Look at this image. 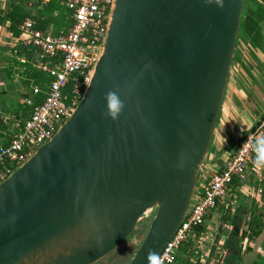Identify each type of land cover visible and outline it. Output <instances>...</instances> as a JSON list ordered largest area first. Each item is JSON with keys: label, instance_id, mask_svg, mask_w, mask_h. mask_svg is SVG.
Masks as SVG:
<instances>
[{"label": "water", "instance_id": "obj_1", "mask_svg": "<svg viewBox=\"0 0 264 264\" xmlns=\"http://www.w3.org/2000/svg\"><path fill=\"white\" fill-rule=\"evenodd\" d=\"M244 3L113 0L73 114L0 183V264H97L144 223L128 264L161 253L208 163Z\"/></svg>", "mask_w": 264, "mask_h": 264}, {"label": "crops", "instance_id": "obj_2", "mask_svg": "<svg viewBox=\"0 0 264 264\" xmlns=\"http://www.w3.org/2000/svg\"><path fill=\"white\" fill-rule=\"evenodd\" d=\"M63 9L67 10L66 14L62 12ZM26 19L35 21L36 28L52 36L65 34L73 24L72 13L57 0H0V146L8 145L9 141L22 131L33 106L40 104L36 103L37 99L46 95L51 79L47 72L39 68V64H57L52 59L51 63H48L45 61L46 57L34 48L22 47L18 43L21 38L20 25ZM16 32L18 36H15ZM35 88L39 90L38 93L33 92ZM27 101H31V104ZM263 117L264 23L259 43L253 44L245 37L238 39L211 142L213 147L209 149L208 160L211 162L206 168L211 172L220 171L242 137ZM254 157L255 154L244 175L243 181L248 184H254L256 179H264V169L258 170L253 165ZM214 162L216 165L212 167L210 164ZM233 183L228 187V197L220 200L207 218L202 226L203 231L195 233L196 235L180 250L179 257H184L183 262L185 253L190 254V250L196 249L199 259L202 256L201 264H219V259L214 260L212 252L214 249L219 253L223 251V244L236 223H231V220L234 218L232 213L237 210L234 192L239 186V181L235 180ZM259 190L262 188H257L256 191ZM240 194L255 199L260 205L258 209H254V203L251 206L249 201L248 210L246 208L241 218L238 221L236 219L241 232L247 235L240 259L235 264H254L259 255H264V198H259L261 194H251L249 185L247 188H241ZM251 198L249 199L252 200ZM253 224L256 225L257 235L251 233L250 226ZM211 233L215 234V237L210 238L208 234ZM251 235L253 237H250ZM189 258V262L194 259ZM178 262L179 259L176 264Z\"/></svg>", "mask_w": 264, "mask_h": 264}, {"label": "built area", "instance_id": "obj_3", "mask_svg": "<svg viewBox=\"0 0 264 264\" xmlns=\"http://www.w3.org/2000/svg\"><path fill=\"white\" fill-rule=\"evenodd\" d=\"M71 13L73 24L65 34L52 36L38 28L35 21L20 25L19 44L32 47L42 56L56 61L54 66L39 64L51 81L43 101L33 106L23 129L8 145L0 146V183L23 165L39 147L47 143L71 117L90 82L94 65L104 43L113 0H57ZM38 93V89L33 90ZM31 104V101H27ZM264 135V117L239 142L221 170L205 168L196 196L181 225L160 253L162 264H176L184 244L205 225L220 200L227 197L234 180H244L255 154L251 144ZM264 194V190H259ZM202 259V256H200Z\"/></svg>", "mask_w": 264, "mask_h": 264}, {"label": "rangeland", "instance_id": "obj_4", "mask_svg": "<svg viewBox=\"0 0 264 264\" xmlns=\"http://www.w3.org/2000/svg\"><path fill=\"white\" fill-rule=\"evenodd\" d=\"M63 13H67V10L66 9H63L62 10ZM264 18V17H263ZM263 23H264V20H263ZM239 37H240V34H239ZM237 46V45H236ZM45 61H47L48 63H51V60L46 58ZM213 147V143L211 145L210 148ZM209 161L208 160V163L206 165L209 164ZM212 167L216 165V162L210 164ZM255 183H247V182H244V181H241L239 182V186L236 188V191L234 192V197L236 196V199H235V207H236V211H234V213H232V220H231V223L234 222L236 219L237 221L241 218V215H242V212L244 210H248L249 208V203L250 205L252 206V203L253 204V208L256 207L257 209L259 208V205L257 204L256 200L255 199H252L251 197H245L243 196L241 193V188L245 187L247 188V186L249 185V189L251 191V194L254 193L255 195L259 194L256 190L257 188H262V191L264 190V179H256L254 180ZM202 183V180L200 179L199 180V184L198 186H200ZM228 195V193H227ZM228 197V196H227ZM264 198V194L262 193L259 198ZM249 198H251L252 200H250ZM250 201V202H249ZM263 202V200H262ZM255 209V208H254ZM253 209V211H254ZM251 210V209H249ZM236 212V213H235ZM236 221V222H237ZM148 227V223H144L142 224L141 226L138 227L137 230H135L115 251H113L112 253H110L106 258L102 259L101 261H99L97 264H128L133 256V254L135 253L136 249L139 247V244H140V241L142 239V237L144 236L145 234V231ZM208 236H210V238L212 237H215V234H208ZM242 243V247H243V243H244V240ZM215 246V245H214ZM215 248V247H213ZM221 248H222V245H221ZM198 251L196 249H194L192 251V254L190 255V258H194L191 260L190 263H188V261L185 259L184 262H183V259L184 257L183 256H180L179 257V262L178 264H201L200 263V259H199V255L197 254ZM218 251H216V249H214V251L212 252V257H214L216 260L218 258ZM238 253L235 254V257H238ZM208 256L206 257V262L208 263ZM232 260L231 258H228V262L230 263ZM254 264H264V255H259L256 262H254Z\"/></svg>", "mask_w": 264, "mask_h": 264}, {"label": "trees", "instance_id": "obj_5", "mask_svg": "<svg viewBox=\"0 0 264 264\" xmlns=\"http://www.w3.org/2000/svg\"><path fill=\"white\" fill-rule=\"evenodd\" d=\"M263 17H264V0H245L241 23L239 27L240 37L238 36V39L245 37L249 39L253 44L259 43L261 41V29L264 20ZM18 35H19L18 32H16L15 36ZM43 99H44L43 97H40L39 99H37L36 103H41ZM245 135L242 137V139L245 137ZM235 222L236 220L234 221V223ZM235 228L240 229L239 224H237V222L235 223V226L230 231L227 239L223 244L222 254L219 253L218 255L219 264H235L237 260L240 259V253L242 250L241 242H243L247 233L241 232V230H235ZM202 229H203L202 226L197 228L195 230V233L197 234L203 231ZM250 229L253 235L258 234V232H256L257 230L255 224L250 226ZM253 235H251L250 237H253ZM236 253L239 254L238 257H235ZM191 254H192V250H190V254H187L186 252L185 259L188 260ZM228 258H231L232 260L230 263L228 262ZM178 259H179V255H178ZM188 263H190L189 260Z\"/></svg>", "mask_w": 264, "mask_h": 264}, {"label": "clouds", "instance_id": "obj_6", "mask_svg": "<svg viewBox=\"0 0 264 264\" xmlns=\"http://www.w3.org/2000/svg\"><path fill=\"white\" fill-rule=\"evenodd\" d=\"M106 115L115 120L122 111L124 105L114 91L105 94ZM252 151L255 153L253 165L256 169H264V135L257 137L251 145ZM147 264H162L160 254L152 249L148 250Z\"/></svg>", "mask_w": 264, "mask_h": 264}]
</instances>
